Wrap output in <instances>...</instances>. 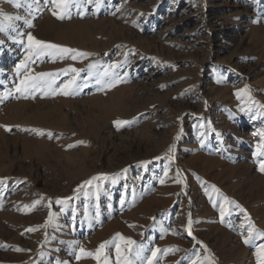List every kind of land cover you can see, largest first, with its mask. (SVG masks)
Masks as SVG:
<instances>
[{
	"label": "rangeland",
	"instance_id": "374dc122",
	"mask_svg": "<svg viewBox=\"0 0 264 264\" xmlns=\"http://www.w3.org/2000/svg\"><path fill=\"white\" fill-rule=\"evenodd\" d=\"M0 264H264V0H0Z\"/></svg>",
	"mask_w": 264,
	"mask_h": 264
},
{
	"label": "bare ground",
	"instance_id": "6f19581e",
	"mask_svg": "<svg viewBox=\"0 0 264 264\" xmlns=\"http://www.w3.org/2000/svg\"><path fill=\"white\" fill-rule=\"evenodd\" d=\"M151 92V91H150ZM152 95V94H151ZM117 98V97H116ZM141 98V97H140ZM144 99V98H143ZM128 100H131L129 103H131L132 104V102H134V100H135V97H130V96H128V94L127 93H122V96H120L119 97V99H118V102L120 103V105L121 104H123V103H125V102H128ZM136 100H137V97H136ZM148 101V100H147ZM144 102H146V99H144ZM118 104V103H117ZM119 105V106H120ZM124 106H125V104H123ZM122 105V106H123ZM115 106V105H114ZM119 106H118V108H119ZM112 109V108H111ZM119 109H121V108H119ZM105 123V121H104V118H103V116L101 117V116H97V117H92L91 119H90V121H89V125L91 126V128H94V130H95V128L96 127H99L101 124H104ZM101 129V128H100ZM93 130V129H92ZM202 133V132H201ZM163 137H159L158 139L159 140H154V138H153V140H151L150 142L152 143V144H157V143H159V142H162L163 141V139H162ZM201 146H199V149L201 150V148H200ZM194 152H195V150H194ZM197 152H202V151H197ZM199 153H197V155L195 154V156H193V158H192V164H193V166L194 167H196V166H200V168H201V174H203L204 176H210L211 177V179H213L214 181H215V183H216V185H221L220 183H221V172L220 173H218L217 172V160H215L214 158H208V157H201V156H199L198 155ZM201 154V153H200ZM70 181V180H69ZM224 183V182H223ZM218 187V186H217ZM209 212V211H208ZM208 215H207V219L210 221L211 219H214L215 218V214L212 212V213H207Z\"/></svg>",
	"mask_w": 264,
	"mask_h": 264
}]
</instances>
